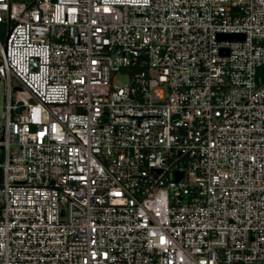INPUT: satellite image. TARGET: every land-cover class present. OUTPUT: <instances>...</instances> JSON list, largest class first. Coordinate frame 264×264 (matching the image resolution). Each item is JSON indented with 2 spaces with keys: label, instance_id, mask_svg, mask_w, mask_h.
I'll list each match as a JSON object with an SVG mask.
<instances>
[{
  "label": "built area",
  "instance_id": "2783aa9c",
  "mask_svg": "<svg viewBox=\"0 0 264 264\" xmlns=\"http://www.w3.org/2000/svg\"><path fill=\"white\" fill-rule=\"evenodd\" d=\"M0 24V264H264V0Z\"/></svg>",
  "mask_w": 264,
  "mask_h": 264
},
{
  "label": "rangeland",
  "instance_id": "374dc122",
  "mask_svg": "<svg viewBox=\"0 0 264 264\" xmlns=\"http://www.w3.org/2000/svg\"><path fill=\"white\" fill-rule=\"evenodd\" d=\"M6 29L4 24H0V40L2 42L5 41ZM122 77V76H120ZM4 92H5V85L3 81H0V106L2 108L3 101H4Z\"/></svg>",
  "mask_w": 264,
  "mask_h": 264
},
{
  "label": "water",
  "instance_id": "95a60500",
  "mask_svg": "<svg viewBox=\"0 0 264 264\" xmlns=\"http://www.w3.org/2000/svg\"><path fill=\"white\" fill-rule=\"evenodd\" d=\"M219 37H226V38H239L242 37V34L240 33H220ZM1 167H0V180H1Z\"/></svg>",
  "mask_w": 264,
  "mask_h": 264
}]
</instances>
